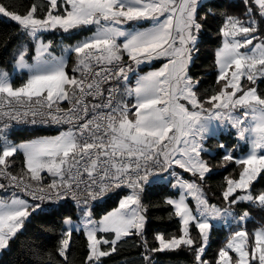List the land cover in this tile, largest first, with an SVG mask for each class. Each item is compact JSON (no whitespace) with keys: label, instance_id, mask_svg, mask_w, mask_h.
<instances>
[{"label":"snow or ice","instance_id":"1","mask_svg":"<svg viewBox=\"0 0 264 264\" xmlns=\"http://www.w3.org/2000/svg\"><path fill=\"white\" fill-rule=\"evenodd\" d=\"M241 3L242 15H225L219 28V87L206 98L198 95L200 80L189 74L199 34L214 15H199L200 0H47L46 9L33 3L24 11L0 3V16L13 22L23 37L36 41L33 63L27 46L14 56V69L27 72L19 86L0 68V108L6 104L11 109L3 115L33 125L37 116L42 124L71 125L56 136L19 144L0 135V181H7L0 182V192L8 193L0 196V250L10 247L34 213L55 217L71 201L86 238L85 264H104V258L132 236L140 237L146 264H151L153 253L182 247L193 252L194 264H264V228L250 235L245 227L249 210L233 212V206L247 203L264 213V191L254 192V182L264 176V95L242 84L264 78V0ZM81 30L91 34L60 56L53 54L50 41L40 38L45 32L75 36ZM69 53L77 58L73 73L79 75L69 76L66 70ZM156 60L166 62L138 74L141 65ZM64 101L67 109L60 107ZM29 115L32 119L26 121ZM224 126L235 129L237 139L250 150L237 158L234 150L218 144L225 150L218 167L235 163L241 169L238 178L225 177L220 193L225 206L220 207L203 191L217 166L202 153L204 142ZM18 154L23 168L13 174ZM173 166L191 179L170 171ZM43 173L52 177L50 182ZM160 181L179 190V198L165 203L172 209L170 217L178 218L180 232L168 237L157 232L156 244L150 246L142 197L148 186ZM124 188L130 192L119 198L118 206L94 219V206ZM188 196L197 201L195 212L186 202ZM214 221L229 226L235 222L237 227L209 260L205 252ZM61 224L55 254L66 261L73 232L79 229L72 216H61ZM192 225L198 239L191 235Z\"/></svg>","mask_w":264,"mask_h":264},{"label":"trees","instance_id":"2","mask_svg":"<svg viewBox=\"0 0 264 264\" xmlns=\"http://www.w3.org/2000/svg\"><path fill=\"white\" fill-rule=\"evenodd\" d=\"M0 3L11 4L19 11H24L26 6L33 3L46 9L47 0H0ZM244 5L241 0H207L200 4L199 15H209L204 29L199 34L198 52L195 56V63L190 67L189 74L194 79L200 80L197 91L201 97L206 98L219 86L216 84L217 68L215 65V54L217 49L222 46L223 38L219 35V28L225 15H242ZM41 15L43 13H40ZM24 37L19 33L13 22L7 21L0 16V67L11 68L13 56L16 48L20 45ZM264 40V35H261ZM257 41H254L256 43ZM10 73L12 70H8ZM27 75L16 80L15 84H21L26 80ZM254 86V85H252ZM258 92L264 95V80L258 84ZM40 134H49V132H39ZM38 134L37 131L23 132L18 134V142L33 137ZM16 136V135H15ZM223 143L227 149L235 150L237 139L234 134H220L218 137L210 138L206 145L214 153L209 156L210 163L214 166L212 172L203 184V189L211 203L224 207L225 204L220 196L225 177L238 178L240 166L235 163H229L227 167L218 170L224 149H220L218 144ZM244 151V149H243ZM238 153H235L237 156ZM14 159L11 171L13 174H19L23 168V156L18 154ZM218 170V171H217ZM171 179V178H169ZM264 191V176L258 178L254 183V192ZM178 192L173 190L169 183L154 184L148 186L142 197V203L146 206L148 223L146 225L145 237L150 246L156 244L154 235L157 232L165 234L166 237L178 235L180 232V222L178 218L171 216V207L165 203L167 198H176ZM118 196L110 197L99 206L94 207L97 217H101L107 211H111L118 206ZM65 208L61 215L55 217L45 214L34 213L26 222L24 229L17 238L11 242L10 247L4 251L0 258V264H85L86 259V238L83 232H73L72 242L67 254V260L55 254L59 236L62 230L61 216L76 217V207L73 203H65ZM241 214L248 209L252 215L245 224L250 233H254L260 228H264V213L247 203H241L233 206ZM253 216V217H252ZM236 225L228 230L224 227L214 228L210 235V243L205 252V258L213 260L218 249L223 246L230 237ZM103 235V234H101ZM193 238L198 239V231L193 228ZM107 247V246H105ZM117 252L110 257L104 258V264H146L143 260L144 248L141 239L138 236L125 238L117 245ZM51 254V257L49 256ZM151 264H194L193 252L186 247L176 251L160 252L152 254Z\"/></svg>","mask_w":264,"mask_h":264},{"label":"rangeland","instance_id":"3","mask_svg":"<svg viewBox=\"0 0 264 264\" xmlns=\"http://www.w3.org/2000/svg\"><path fill=\"white\" fill-rule=\"evenodd\" d=\"M204 1H207V0H200V4L202 2H204ZM3 18H5V17H3ZM5 19L7 21L11 22L9 19H7V18H5ZM90 34L91 33L89 31H87V30H81L79 32V34H77L75 36L70 35V34H64V33H61L59 31H56V32H45V33H42V34H40V38L44 42H46V43L50 41L52 43V51H53V54L56 55V56H60V55H64V49L65 48H68V47L76 44L79 40H82V39L86 38ZM21 46H27L28 47V49H29L28 61H29V63H33L32 57L35 56L36 41L32 40L31 38L24 37V39H22V42L20 43V45L16 48V50L14 52V56L16 55L18 48H20ZM14 56H13L12 66H11L10 69L9 68H5V67H0V68H3L6 71L12 70L11 73L8 71L9 74H10V78L12 79V81L14 83V86H19V84H15L17 78L18 79H21L23 77V75H27V72H26V70H15L14 69ZM76 59L77 58H76V56H75L74 53H69V54L65 55L66 70H67L69 76L79 75V73H73V68L76 66ZM164 62H166V61H164V60H156V61H153V63L151 65H141L140 66V69L137 70L138 71V74L139 75H143L147 71L156 70L159 67H161V65ZM132 80H133V83H134V81H135V75H133ZM262 80H264V78L257 79V81H256L255 84H252V83H250V82H248L246 80H242V84H243V86H244L245 89H247L248 87H255V88H257V91H258V84L261 83ZM252 85H254V86H252ZM198 95H200V94L198 93ZM132 102H134V101H132ZM181 102H183V101H181ZM206 107H207V105H206ZM214 124H215V122H214ZM65 131H67V130H65ZM61 132H63V131H61ZM37 133L38 134L34 135L33 137H30V138H27V139H23V140H21L19 142H18V138H17L18 134H17L16 136H14L12 138L11 142L19 144V143H23V142H26V141H29V140H32V139H36L38 137H53V136L58 135L60 132H57V133H51V132H49V134H40L39 132H37ZM220 134H234L235 138L237 139L236 130L233 129V128H231L230 126L217 127L216 128L215 135L214 136H211L210 138L218 137V136H220ZM208 140H206L204 142V148L206 149V151L204 153H202V158L210 163L209 156L213 155L214 153L206 145V143H207ZM237 142L238 143H237V145L235 147V150L233 151V155H235V153H238V155L236 157L239 158V157L244 156V155H246L248 153V151L250 150V145L247 144L244 141H239L238 139H237ZM243 149H244V151H243ZM223 168L224 167H222V168H220L218 170H222ZM172 170L175 171V172L181 173L184 176L185 179H191L190 174L183 173V171L181 169L176 168L175 166H173V169ZM214 171H216V170H213V172ZM43 174L48 175L47 173H43ZM170 180L173 183L175 182L174 178H171ZM164 183H168V182L167 181H164ZM173 190L179 192L178 189H174L173 188ZM203 191H204V189H203ZM204 193H205V191H204ZM127 194H129V191L121 190V191H119V195H112L110 197L118 196V198H120L121 196H124V195H127ZM205 195H206V193H205ZM3 196H5V195H3ZM177 198H179V195L176 198H173V199H177ZM186 202L189 204V206L195 212L196 207H197V201L192 196H188ZM237 210L238 209H235L233 207V212L236 215H238ZM251 215H252V213L250 212V217H251ZM93 218L94 219H99L100 218V217H97L96 216V212L94 211V208H93ZM73 220H74V227L77 228V229H79V230L74 231V232H83V230H82V228L80 226V214H79V212L77 210H76V217ZM213 223L215 224V227L214 228L224 227L227 230L231 226L236 225L235 222H232L230 226L226 222H217V221H214ZM236 227H237V225H236ZM193 228H195L194 225H192L190 227V231H191V235L192 236H193ZM209 243H210V238H209L207 247H208ZM6 250L7 249L0 250V258L3 255L4 251H6Z\"/></svg>","mask_w":264,"mask_h":264},{"label":"built area","instance_id":"4","mask_svg":"<svg viewBox=\"0 0 264 264\" xmlns=\"http://www.w3.org/2000/svg\"><path fill=\"white\" fill-rule=\"evenodd\" d=\"M0 103H3V101L0 100ZM60 107L64 108V109H67L69 107V104H68L67 101L66 102H62L60 104ZM5 111H11L9 106L6 105V104L4 105L3 108H0V135L6 136L10 141L12 140V138L15 135L23 133V132L37 131V132L57 133V132L68 130L71 127V125H69V124H55V123L42 124V123H39V121H40V117L39 116L36 117L38 123L35 124V125L31 124L30 122H17L16 120L10 119L8 116H4L3 112H5ZM21 111H23V109H21ZM24 119L26 121H31L32 117L29 115L28 117H26ZM5 124L9 125V127L8 128H4ZM172 169H170V171H173ZM164 175L167 176L168 174L165 173ZM44 177H45V182L46 183L50 182L51 179H52V177H49V176H44ZM0 182L7 183L6 180L5 181H0ZM162 182L163 181H160V182H157V183H154V184H159V183H162ZM154 184H152V185H154ZM121 190H126V191L130 192V190L127 189V188H124V189H121ZM121 190H119V191H121ZM11 191H16L17 195H19L20 197H22L24 199H30L29 197H27L25 195V193L20 192L18 189H15V190L10 189L9 192H11ZM0 195L7 196L8 193L0 192ZM107 199L108 198H106L105 200H107ZM37 202H39V201H37ZM65 203H72V202L71 201H67ZM44 206L48 207L46 202H45Z\"/></svg>","mask_w":264,"mask_h":264},{"label":"crops","instance_id":"5","mask_svg":"<svg viewBox=\"0 0 264 264\" xmlns=\"http://www.w3.org/2000/svg\"><path fill=\"white\" fill-rule=\"evenodd\" d=\"M64 102H66V101H64ZM61 103H62V102H61ZM43 176H48V175L43 174ZM0 196H3V195H0Z\"/></svg>","mask_w":264,"mask_h":264}]
</instances>
